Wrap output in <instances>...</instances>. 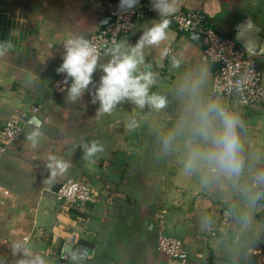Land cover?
<instances>
[{"label": "crops", "instance_id": "0c3cea01", "mask_svg": "<svg viewBox=\"0 0 264 264\" xmlns=\"http://www.w3.org/2000/svg\"><path fill=\"white\" fill-rule=\"evenodd\" d=\"M154 1L171 5L170 14L202 11L234 39L248 11L261 28L256 58L264 87V0ZM106 5L107 0H0V130L12 116L22 120L0 158V264L37 255L45 264H169L158 248L161 235L183 243L184 254L174 264H264V103L243 106L237 95L213 93L218 65L205 58L206 39L170 22L165 40L144 47L139 70L154 74L149 93L167 100L159 110L124 101L98 114L93 95L114 47L97 60L82 98L68 99L70 79L56 86L65 76L57 68L66 42L88 41L105 24ZM160 20V14L146 15L116 44L134 46ZM244 32L251 35L250 29ZM208 105L240 121L239 176L202 166L185 169L188 142L202 144L192 135L196 113ZM37 129L34 148L27 137ZM92 141L103 151L85 159L84 145ZM50 155L70 164L55 178L47 167ZM68 179L88 182L100 193L97 201L65 208L56 191ZM224 214L232 228L214 233ZM15 244L20 248L14 251Z\"/></svg>", "mask_w": 264, "mask_h": 264}, {"label": "clouds", "instance_id": "9594fccd", "mask_svg": "<svg viewBox=\"0 0 264 264\" xmlns=\"http://www.w3.org/2000/svg\"><path fill=\"white\" fill-rule=\"evenodd\" d=\"M131 8L137 0H121ZM161 16H167L175 9L171 5H154ZM170 21L162 19L145 31L134 46L116 44L112 49V59L101 66L103 75L100 77L98 87L93 95V103L99 102L98 114L111 113L115 106L124 101H130L143 109L146 105L157 110L166 106L167 100L163 95L155 92L149 93L150 87L155 83L154 74L149 71H140L144 64L143 49L146 45H159L167 38V29ZM11 43L7 44L10 48ZM4 45H0V55L4 54ZM66 53L62 64L57 68L58 73L65 75V84L69 79L71 84L67 89L68 99L75 102L82 98L83 93L93 82V74L97 70V53L87 40L82 38L69 39L65 44ZM218 121V126L214 124ZM238 117L229 114L214 105H208L197 111L193 124V139L198 137L201 143L188 142V159L185 164L187 171L196 167H207L213 172L228 176H239L242 171L240 159V142L237 136ZM40 131L34 130L28 135L32 147L37 146V137ZM172 137L165 140V147ZM85 159L103 151V146L97 141L85 144ZM47 167L50 175L55 178L58 174L66 172L70 164L56 156H49ZM264 178V177H262ZM14 251L20 248L15 244ZM73 255V259H75ZM19 264H45L44 259L37 255L31 260H21Z\"/></svg>", "mask_w": 264, "mask_h": 264}, {"label": "built area", "instance_id": "2783aa9c", "mask_svg": "<svg viewBox=\"0 0 264 264\" xmlns=\"http://www.w3.org/2000/svg\"><path fill=\"white\" fill-rule=\"evenodd\" d=\"M154 0H137L131 8L121 4V0H107L106 14L113 21L102 25L88 40L95 47L97 60L110 51L121 36L133 32L139 20L149 14H160L154 8ZM161 16V15H160ZM168 19L183 32L198 31L205 34V58L216 63L218 68L213 79V93L229 99L233 95L239 97L243 106L264 103V87L262 73L257 65L256 56L235 39L219 33L205 15L199 10H180L162 19ZM65 83V76L56 82L59 88ZM38 106L32 108L37 112ZM21 118L12 116L0 130V158L16 137ZM100 195L88 182L68 179L56 191L57 199L65 208H81L88 202H96ZM232 219L224 214L217 224L214 233H225L232 228ZM158 248L169 258V264L178 262L183 254V243L179 238L161 235ZM61 264H67L61 262Z\"/></svg>", "mask_w": 264, "mask_h": 264}, {"label": "water", "instance_id": "95a60500", "mask_svg": "<svg viewBox=\"0 0 264 264\" xmlns=\"http://www.w3.org/2000/svg\"><path fill=\"white\" fill-rule=\"evenodd\" d=\"M243 14L245 16L235 26L239 30L238 35H236L235 39L237 40L239 44L246 47L252 53L258 54L260 52L256 50V42L258 39H261V37H259V34L257 33V31L261 28L256 24L252 15L248 11H243ZM111 21H113V17L108 16L106 18L105 24L110 23ZM240 29H242V31H240ZM246 29L251 30V35H250L251 37L247 36L246 32H244ZM190 34L193 38H196L198 40H205V34L201 32L191 31ZM262 48H264V45Z\"/></svg>", "mask_w": 264, "mask_h": 264}, {"label": "trees", "instance_id": "16d2710c", "mask_svg": "<svg viewBox=\"0 0 264 264\" xmlns=\"http://www.w3.org/2000/svg\"><path fill=\"white\" fill-rule=\"evenodd\" d=\"M211 24V23H210ZM212 25V24H211ZM213 26V25H212ZM219 33H221L222 35H224V36H227V37H230V38H233L234 39V36L233 35H231V33L229 34V33H226V32H224V31H222V30H220V29H218V28H216L215 26H213Z\"/></svg>", "mask_w": 264, "mask_h": 264}, {"label": "flooded vegetation", "instance_id": "af4514ba", "mask_svg": "<svg viewBox=\"0 0 264 264\" xmlns=\"http://www.w3.org/2000/svg\"><path fill=\"white\" fill-rule=\"evenodd\" d=\"M254 54V53H253ZM256 57H257V55L256 54H254ZM257 65H258V62H257ZM259 68V67H258Z\"/></svg>", "mask_w": 264, "mask_h": 264}]
</instances>
